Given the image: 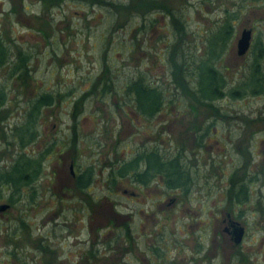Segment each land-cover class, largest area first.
I'll list each match as a JSON object with an SVG mask.
<instances>
[{
    "label": "rangeland",
    "instance_id": "obj_1",
    "mask_svg": "<svg viewBox=\"0 0 264 264\" xmlns=\"http://www.w3.org/2000/svg\"><path fill=\"white\" fill-rule=\"evenodd\" d=\"M163 1L181 22L179 31L160 9L136 14L109 3L62 0L42 8L39 0H0V37L10 48L9 62L18 50L28 54L26 85L9 77L7 65L0 68V166L20 150L11 133L26 119L27 98L48 89L61 93L37 112L31 122L36 137L21 149L44 155L38 177L13 204L10 190L1 191L0 203L9 207L0 212V264H264V152H256L264 151V93L225 94L213 102L214 111L179 93L169 75L171 58L201 57L223 23L231 25V34L213 62L224 91L245 79L254 55L264 72V0ZM242 27H251L253 36L238 58L235 39ZM140 72L165 92L152 119L139 117L119 92L122 80ZM103 75L117 92L92 89ZM153 140L161 153H179L189 164L187 191L124 179L109 187L112 159L131 158ZM71 162L75 173L91 169L82 191L71 183ZM241 178L248 192L236 204L228 198L230 179ZM227 212L243 224L236 246L211 240Z\"/></svg>",
    "mask_w": 264,
    "mask_h": 264
},
{
    "label": "trees",
    "instance_id": "obj_2",
    "mask_svg": "<svg viewBox=\"0 0 264 264\" xmlns=\"http://www.w3.org/2000/svg\"><path fill=\"white\" fill-rule=\"evenodd\" d=\"M42 3V8L47 6H53L60 3L62 0H39ZM82 2H88V4H94L98 2L99 4L109 3L108 0H78ZM241 1V0H240ZM111 7L116 11V9L129 8L133 10V13H144L149 10L155 11L160 9L161 12H165L170 16V22L173 25H177L178 31L183 27L181 22L178 21L172 11V9L166 5L163 0H134L131 4L126 3V5L119 2L109 3ZM231 25L228 23H223L221 27L216 31L212 32L210 35V40L208 42V48L204 50V54L201 57H192L185 61L181 59L180 62L170 60V73L171 85L179 93L191 97V101H197L199 104L208 105V108L212 110H218L217 106H214L213 102L216 98L220 99L225 94L228 97L235 99V97H242L246 94L256 95L257 93H264V77L258 71V65L256 66L257 79L254 80L253 76V66L249 65L248 74L243 80L235 81V86L227 88L224 91L226 85L225 79L214 65L213 58L218 57V53L222 50L224 46V39L228 38L231 34ZM178 33V32H177ZM10 48L0 37V68L7 65L9 68V77L16 76L21 79L20 82L26 85V69L28 68L27 59L28 54L23 51H17V56L14 57V62H9ZM93 83L97 89V93L104 95L110 93V90L117 92L113 88L112 79L108 76H99ZM122 85L119 86V92H121L122 98L125 102L129 103V107L133 108L138 115H148L153 110L162 109V104L164 102L165 93L164 90L157 85L154 79L145 78L141 72L136 74H130L126 79L122 80ZM99 84V85H98ZM175 90V91H176ZM57 93L50 91V89L45 91H37L31 98H27L25 101L27 111L26 119L21 124H19L16 129L11 133V138L17 142V146L20 149L18 153L9 161L7 164L0 166V199L1 191L3 188L10 190L9 197L7 201L13 204L15 199L22 192L23 187H27L33 180L35 181L40 173V161L41 157L44 156L42 152L38 155H28L26 152H22V148L30 140H34L36 137L34 129L31 127V122L34 117L37 116V112L48 105L54 103L53 99L61 93L57 90ZM225 92V93H224ZM174 93V92H172ZM85 94V93H84ZM82 94V95H84ZM172 95V94H171ZM57 98V97H56ZM4 101V93L0 89V106ZM126 102V103H127ZM166 102V101H165ZM3 140V139H2ZM7 144H11L10 141L4 140ZM138 153V152H137ZM135 153L133 157L128 158V160H116L112 159V162L108 166L107 180L109 187H114L115 181L122 180L124 175L131 173V181H138L142 183L147 178L148 170H153L159 172L165 189L169 188H179L183 192L187 191V184L191 183L193 180L190 173L189 164L186 163L185 159L179 156V153L174 155V152L170 155L167 152L161 153L155 149V157L151 151L146 154L145 157V168L138 170V160L142 156L141 154ZM153 158V159H152ZM91 169L83 168L79 172L75 181L71 183L73 186L82 191L84 187L89 186L91 181ZM238 170L235 169L230 176L234 175ZM230 191L229 200L233 203H240L246 199L248 192V186L246 185L243 178L239 181L230 179ZM125 234V231L123 232ZM126 235V234H125ZM124 241V239H123ZM40 248V247H39ZM44 250V248H40ZM153 253L160 255L158 253L157 246L153 247ZM94 254L93 251H89V256ZM28 264V263H24ZM44 264V263H42ZM48 264V263H45Z\"/></svg>",
    "mask_w": 264,
    "mask_h": 264
},
{
    "label": "flooded vegetation",
    "instance_id": "obj_3",
    "mask_svg": "<svg viewBox=\"0 0 264 264\" xmlns=\"http://www.w3.org/2000/svg\"><path fill=\"white\" fill-rule=\"evenodd\" d=\"M247 29H249L250 30V38H249V40L252 38V36H253V29L251 28V27H249V28H247ZM251 41V40H250ZM250 41H249V47H250ZM248 47V48H249ZM248 48H246V49H248ZM247 51V50H246ZM246 51L244 52V54L243 55H237V57L238 58H243L244 57V55L246 54ZM237 54V53H236ZM256 58H257V56H255L254 55V59H252V61H253V63H252V66H253V69H252V71H253V76H254V80L253 81H255V79H257V71H256V66L258 65V62H257V60H256ZM260 67L258 66V71H259V73L261 74V75H263V77H264V72L261 70V69H259ZM127 104V103H126ZM159 111L160 110H153L150 114H148V115H139V117H143V118H146V119H152L153 118V116H155V115H157L158 113H159ZM204 129V128H203ZM203 129H201V130H203ZM228 132V131H227ZM239 132H240V130H239ZM240 133H243V131L242 132H240ZM255 133V132H254ZM206 134V131H205V129H204V131H202L201 132V134H199L198 136H199V139L201 140V142H202V139H203V137H204V135ZM225 138H226V140L227 139H229L230 138V136L229 135H227V133L225 134V136H224ZM200 142V143H201ZM254 146H253V148H254V150H253V152L256 150V144H255V141L252 143ZM76 148V147H75ZM155 149L158 151V153H159V150L160 149H158V147H157V143L155 142V140H153V145L152 146H150V147H147V146H143V147H141V148H139L138 149V151L137 150H135L134 152H133V156H134V154L135 153H137V154H141L142 156L139 158V160H138V170H142L143 168H145V157H146V154H148L150 151H151V153L153 154V156L155 157ZM258 149V151L256 150V152H264L263 150H262V148H257ZM250 151V150H249ZM259 153H257V154H259ZM256 154V153H255ZM132 156V157H133ZM258 156V155H257ZM153 159V158H152ZM124 160H128V159H124ZM72 162L71 163H69V165H68V167H69V174H70V176H71V179H72V181H75L76 180V177L78 176V174L79 173H75L73 170L71 171V167H72ZM154 168H152V171L151 170H148V174H147V178L145 179V181L144 182H142V183H139L138 181H135L136 183H138V184H140V185H143V186H145L146 184H148V182H151V181H155V183H158V181H159V183L161 182V180H160V178H161V176H160V174H159V172H157V171H155V170H153ZM132 176H131V173H127V174H125L124 175V177H123V179L125 180V181H127V182H132V183H135L134 181H131V178ZM168 190H170L171 192H174V191H176V189L177 188H172V189H169V188H167ZM122 192L123 193H125V192H127V193H129V195H131V196H133L134 195V193L133 192H131V191H126V190H122ZM9 205V204H8ZM232 215H230L228 212L227 213H225V215L224 216H220V225L218 226H216V227H214V228H212V230H213V237L211 238V240L212 241H214V243H216V242H220V240H222L223 238L225 239V240H227L228 242H232V244L233 245H235L234 243H233V240L231 239L232 238V236H233V234H232V229H231V225H230V223H231V220H233L234 218L233 217H231ZM234 221H237V220H235L234 219ZM238 223H240L239 221H237ZM242 223H240V225H241ZM242 228H243V224H242ZM243 233H244V228H243ZM242 236H243V234H242ZM125 241V240H124ZM123 243H125V242H123ZM126 244V243H125ZM127 245V244H126ZM238 245V244H237ZM236 246V245H235ZM129 247V246H128ZM127 264H131V263H127ZM133 264V263H132Z\"/></svg>",
    "mask_w": 264,
    "mask_h": 264
},
{
    "label": "water",
    "instance_id": "obj_4",
    "mask_svg": "<svg viewBox=\"0 0 264 264\" xmlns=\"http://www.w3.org/2000/svg\"><path fill=\"white\" fill-rule=\"evenodd\" d=\"M239 37L236 38V48L235 51L237 55H243L246 51V48L249 47V38H250V30L246 27H242L240 29ZM9 205L7 203H0V212H3L4 210L8 209ZM231 229H232V240L235 245L240 243L241 237L243 234V228L242 224L238 223L237 221L231 220Z\"/></svg>",
    "mask_w": 264,
    "mask_h": 264
}]
</instances>
